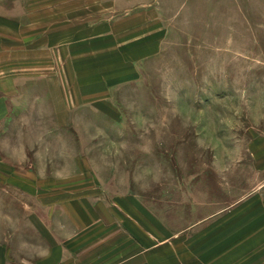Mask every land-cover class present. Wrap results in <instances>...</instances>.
Wrapping results in <instances>:
<instances>
[{
	"label": "rangeland",
	"instance_id": "1",
	"mask_svg": "<svg viewBox=\"0 0 264 264\" xmlns=\"http://www.w3.org/2000/svg\"><path fill=\"white\" fill-rule=\"evenodd\" d=\"M25 189L118 215L123 264H264V0H0L8 236Z\"/></svg>",
	"mask_w": 264,
	"mask_h": 264
},
{
	"label": "crops",
	"instance_id": "2",
	"mask_svg": "<svg viewBox=\"0 0 264 264\" xmlns=\"http://www.w3.org/2000/svg\"><path fill=\"white\" fill-rule=\"evenodd\" d=\"M25 190L23 223L19 225L18 232H14L17 234L8 236L9 227L0 231L3 233L0 238V264L124 263L123 241L117 239L124 231L123 220L118 215L107 220L108 217L103 216L96 206L93 208L91 195L83 194L86 203L82 204L78 199L80 202L77 204V197L52 196L46 199L47 196L39 190ZM45 200H63L65 203L62 207L57 205L48 209L45 206L51 204L44 206ZM63 221L67 223L60 226ZM109 231L113 235L108 236ZM13 237L21 238L16 243ZM108 249L113 251L110 253Z\"/></svg>",
	"mask_w": 264,
	"mask_h": 264
}]
</instances>
